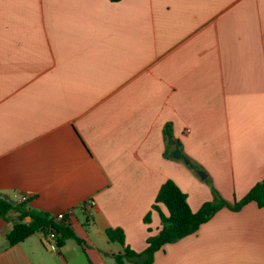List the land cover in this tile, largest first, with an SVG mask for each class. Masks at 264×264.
Instances as JSON below:
<instances>
[{
  "label": "crops",
  "instance_id": "0c3cea01",
  "mask_svg": "<svg viewBox=\"0 0 264 264\" xmlns=\"http://www.w3.org/2000/svg\"><path fill=\"white\" fill-rule=\"evenodd\" d=\"M263 177L264 0H0V197L71 213L84 242L10 245L11 211L0 264H118L106 229L142 252L167 180L196 212ZM154 264H264V208L219 210Z\"/></svg>",
  "mask_w": 264,
  "mask_h": 264
},
{
  "label": "trees",
  "instance_id": "16d2710c",
  "mask_svg": "<svg viewBox=\"0 0 264 264\" xmlns=\"http://www.w3.org/2000/svg\"><path fill=\"white\" fill-rule=\"evenodd\" d=\"M110 1L118 2L120 0ZM213 192V200L204 203L198 211L194 212L188 203L187 194L174 181L167 180L160 187L151 209L143 218L144 223L149 225L152 214L157 212L162 226L155 234H152L151 228L148 227L149 236L146 239V248L142 252H136L126 245L125 234L121 228L106 229L107 239L123 247V253L116 256L117 263L154 264V255L162 246L195 233L201 225L208 222L223 208L239 211L250 202H255L259 207L264 208V177L245 196L233 203L225 200L216 189ZM162 207L166 209V213L162 212ZM11 211L18 213L19 220L7 235L10 245L18 244L34 234L46 235L50 231H55L58 235L60 247L67 240H75L80 245L84 243L70 228L67 219L56 220L55 216L39 210L28 209L23 203L12 204L7 199L0 197V218L6 219ZM27 217L30 218V222H25Z\"/></svg>",
  "mask_w": 264,
  "mask_h": 264
},
{
  "label": "built area",
  "instance_id": "2783aa9c",
  "mask_svg": "<svg viewBox=\"0 0 264 264\" xmlns=\"http://www.w3.org/2000/svg\"><path fill=\"white\" fill-rule=\"evenodd\" d=\"M22 202L27 201V197H22L21 199ZM71 213L69 212H64L56 215V220H63L67 219L70 217ZM43 241L46 244V246L51 250V251H58L59 250V245H58V235L56 234L55 231H50L48 234L43 235Z\"/></svg>",
  "mask_w": 264,
  "mask_h": 264
},
{
  "label": "water",
  "instance_id": "95a60500",
  "mask_svg": "<svg viewBox=\"0 0 264 264\" xmlns=\"http://www.w3.org/2000/svg\"><path fill=\"white\" fill-rule=\"evenodd\" d=\"M170 150L173 152V155H174L175 158H180V157H181V152H180V150L178 149V147H177L176 145H174V144L171 145V146H170ZM185 162H186V163H189V161L186 160V159H185ZM199 175H200L202 178L205 177V174H204L203 172H199Z\"/></svg>",
  "mask_w": 264,
  "mask_h": 264
},
{
  "label": "rangeland",
  "instance_id": "374dc122",
  "mask_svg": "<svg viewBox=\"0 0 264 264\" xmlns=\"http://www.w3.org/2000/svg\"><path fill=\"white\" fill-rule=\"evenodd\" d=\"M200 176V175H199ZM211 187V186H210ZM215 189V188H214ZM214 189H212L214 191ZM213 195H214V192H213ZM129 264H133V263H129Z\"/></svg>",
  "mask_w": 264,
  "mask_h": 264
}]
</instances>
